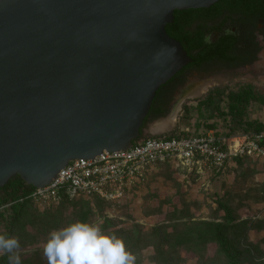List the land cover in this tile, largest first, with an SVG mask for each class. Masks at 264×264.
<instances>
[{
  "label": "water",
  "instance_id": "1",
  "mask_svg": "<svg viewBox=\"0 0 264 264\" xmlns=\"http://www.w3.org/2000/svg\"><path fill=\"white\" fill-rule=\"evenodd\" d=\"M220 1L0 0V188L42 189L73 160L130 149L192 63L166 26Z\"/></svg>",
  "mask_w": 264,
  "mask_h": 264
},
{
  "label": "rangeland",
  "instance_id": "2",
  "mask_svg": "<svg viewBox=\"0 0 264 264\" xmlns=\"http://www.w3.org/2000/svg\"><path fill=\"white\" fill-rule=\"evenodd\" d=\"M261 45L255 66L225 77L192 80V84L203 85L194 86L193 97L171 115L149 122L143 136L173 132L196 135L210 130L207 126L211 124L213 130L236 135L229 131V116L217 118L213 108L197 109V101L215 89L223 91L225 101L240 93L264 95ZM244 121L250 123L249 130L264 127V107L249 102ZM219 203L229 209V220ZM30 206L12 231L19 242L12 255H18L21 264H48L43 248L52 231L76 221L99 226L103 216L112 222L110 233L117 238L140 232L146 240L136 250L134 264H226L215 242L218 225L225 231L237 264H264V158L232 165L220 177L187 175L172 165H157L117 202L79 198L65 203L32 202ZM3 231L0 225V235Z\"/></svg>",
  "mask_w": 264,
  "mask_h": 264
},
{
  "label": "trees",
  "instance_id": "3",
  "mask_svg": "<svg viewBox=\"0 0 264 264\" xmlns=\"http://www.w3.org/2000/svg\"><path fill=\"white\" fill-rule=\"evenodd\" d=\"M224 13H228V19L232 21L235 27L233 35H226L221 29V37L212 44L205 42V37L210 31L217 29L209 26V22L222 17ZM245 18V20H244ZM264 20V0H221L219 3L213 5L209 9L176 11L174 13L173 23L166 26L165 31L167 35L179 42L187 52V55L192 60V63L183 68L170 81L161 86L156 93L152 102L150 111L143 122L140 129V139L150 138V136H143V129L146 125L155 120L163 119L168 116L167 105L164 101L168 95H171L175 86L182 83L185 73L191 68H197L203 73H209L215 66H224L228 68H236L241 66H248L257 60V54L260 51L255 42L254 32L257 31L258 20ZM240 44L244 46V50L239 48ZM194 51H199L193 55ZM221 89L210 91L204 99L197 101V109L215 110L217 118L230 117V130L233 134L248 133V132H262L264 127L258 125L253 130H249L250 123L244 121V114L246 105L253 102L260 107H264V95L258 93H240L232 95L229 101L222 93ZM226 102V107H223ZM186 113L189 110L186 109ZM214 125H208L211 129ZM189 133L173 132L165 135H158L154 138H174L176 136H188ZM264 147V144H263ZM251 158L244 157L235 160V164H240ZM168 165V164H164ZM223 173H214V177H220ZM34 191V188L26 185L20 177L11 179L3 188H0V225L4 229L3 236L12 237V231L17 221L22 217V213L30 208L32 201L27 199ZM102 203H110L98 198H92ZM69 201L62 199L59 203ZM219 207L226 214L229 220L231 215L229 209L219 203ZM102 224L98 227L106 235L110 233L111 221L105 216ZM140 232L133 235L125 236L122 241L125 248L130 252L134 258L137 257L136 250L139 246L145 244L146 240L142 239ZM215 242L218 246L219 253L227 261L226 264H237V258L231 250L225 231L221 225L215 227ZM165 252V251H164ZM163 252V253H164ZM12 253H3L0 256V264H9V256ZM168 264V261H167Z\"/></svg>",
  "mask_w": 264,
  "mask_h": 264
},
{
  "label": "built area",
  "instance_id": "4",
  "mask_svg": "<svg viewBox=\"0 0 264 264\" xmlns=\"http://www.w3.org/2000/svg\"><path fill=\"white\" fill-rule=\"evenodd\" d=\"M210 129L203 133L174 138H141L126 151H103L94 159L73 160L42 189L27 199L34 203H59L63 198L121 200L141 184L154 166L172 165L187 175L224 173L235 160L264 158V131L228 135Z\"/></svg>",
  "mask_w": 264,
  "mask_h": 264
},
{
  "label": "clouds",
  "instance_id": "5",
  "mask_svg": "<svg viewBox=\"0 0 264 264\" xmlns=\"http://www.w3.org/2000/svg\"><path fill=\"white\" fill-rule=\"evenodd\" d=\"M18 248L16 238L0 235V253H14ZM43 252L48 264H134L135 260L121 239L82 221L52 231ZM9 264H21L20 257L10 255Z\"/></svg>",
  "mask_w": 264,
  "mask_h": 264
},
{
  "label": "flooded vegetation",
  "instance_id": "6",
  "mask_svg": "<svg viewBox=\"0 0 264 264\" xmlns=\"http://www.w3.org/2000/svg\"><path fill=\"white\" fill-rule=\"evenodd\" d=\"M228 15H229L228 13H224L222 17L212 20V22L208 23L210 27L217 29L210 31V33L206 35L204 40L207 44L215 43L221 37V32L218 29H221V31L224 32L226 35H233L235 33V27L231 24L232 21L228 19ZM258 23L259 24L257 27V31L254 32V35L256 37L255 42L260 48V51L257 54V60L248 66H241L236 68H228L218 65L212 68L213 70H211L209 73H203L197 68H191L189 71L185 73L183 82L178 83L175 86V89L173 90L171 95H168L164 101V104L167 105L168 115H171L175 109L178 110V107H180L185 100H188L190 99V97H193L194 92H196L197 89V88L195 89L194 86L203 85L201 83L192 84L193 83L192 80L201 81L202 79L225 77L228 74L249 69L255 66L257 62H259L260 59L259 55L263 50L261 44H264V20L259 19ZM239 48L241 50H244V46H242V44H240ZM190 89H195V91H190Z\"/></svg>",
  "mask_w": 264,
  "mask_h": 264
},
{
  "label": "bare ground",
  "instance_id": "7",
  "mask_svg": "<svg viewBox=\"0 0 264 264\" xmlns=\"http://www.w3.org/2000/svg\"><path fill=\"white\" fill-rule=\"evenodd\" d=\"M189 93V92H188ZM176 110V109H175Z\"/></svg>",
  "mask_w": 264,
  "mask_h": 264
}]
</instances>
